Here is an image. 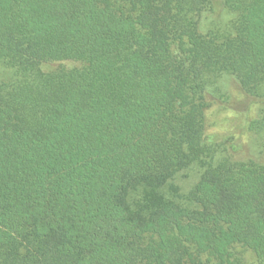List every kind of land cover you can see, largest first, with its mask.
I'll return each instance as SVG.
<instances>
[{"label":"trees","instance_id":"trees-1","mask_svg":"<svg viewBox=\"0 0 264 264\" xmlns=\"http://www.w3.org/2000/svg\"><path fill=\"white\" fill-rule=\"evenodd\" d=\"M218 1L0 0V264H264V160L206 93L235 79L264 132V0L203 34Z\"/></svg>","mask_w":264,"mask_h":264},{"label":"rangeland","instance_id":"rangeland-1","mask_svg":"<svg viewBox=\"0 0 264 264\" xmlns=\"http://www.w3.org/2000/svg\"><path fill=\"white\" fill-rule=\"evenodd\" d=\"M214 12H206L200 20V32L207 34L218 28L226 30L234 15L223 5V0L216 4ZM8 70L0 64V79ZM208 107V121L210 133L216 135L219 141L227 147L236 146L239 155L252 156L264 160V132L251 131L250 122L263 116L262 106L253 98L245 95L239 84L229 76L211 79L206 88ZM203 173L199 165H193L180 173L175 183L180 187L181 196L175 199L185 207L196 209V205L188 201V194L194 189ZM167 197L170 195L167 192ZM243 251L247 264L256 263L252 251Z\"/></svg>","mask_w":264,"mask_h":264}]
</instances>
